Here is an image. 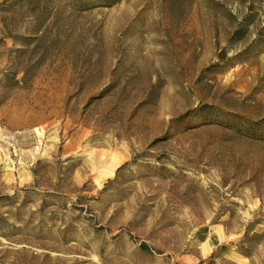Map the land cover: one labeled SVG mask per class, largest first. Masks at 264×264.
<instances>
[{
  "label": "rangeland",
  "instance_id": "rangeland-1",
  "mask_svg": "<svg viewBox=\"0 0 264 264\" xmlns=\"http://www.w3.org/2000/svg\"><path fill=\"white\" fill-rule=\"evenodd\" d=\"M0 264H264V0H0Z\"/></svg>",
  "mask_w": 264,
  "mask_h": 264
},
{
  "label": "bare ground",
  "instance_id": "bare-ground-1",
  "mask_svg": "<svg viewBox=\"0 0 264 264\" xmlns=\"http://www.w3.org/2000/svg\"><path fill=\"white\" fill-rule=\"evenodd\" d=\"M116 161H118V160H116ZM110 170H111V171H114V170H115V165H111V166H110Z\"/></svg>",
  "mask_w": 264,
  "mask_h": 264
},
{
  "label": "trees",
  "instance_id": "trees-1",
  "mask_svg": "<svg viewBox=\"0 0 264 264\" xmlns=\"http://www.w3.org/2000/svg\"><path fill=\"white\" fill-rule=\"evenodd\" d=\"M142 247H147V244L146 243H142Z\"/></svg>",
  "mask_w": 264,
  "mask_h": 264
}]
</instances>
